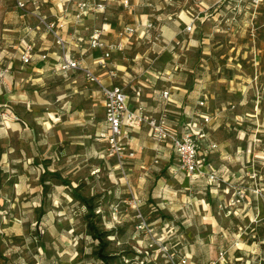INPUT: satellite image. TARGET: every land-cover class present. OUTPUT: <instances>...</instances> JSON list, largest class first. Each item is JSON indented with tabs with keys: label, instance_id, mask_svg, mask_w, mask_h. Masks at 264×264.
Instances as JSON below:
<instances>
[{
	"label": "rangeland",
	"instance_id": "obj_1",
	"mask_svg": "<svg viewBox=\"0 0 264 264\" xmlns=\"http://www.w3.org/2000/svg\"><path fill=\"white\" fill-rule=\"evenodd\" d=\"M245 1L178 0L167 7H178V46L170 50L143 39L105 60L117 73L115 83L131 97L139 93L155 116L161 111L155 93L166 88L167 77L182 73V84L198 87L195 101L205 104L194 118H210L204 128L216 145L212 162L225 171L226 184L213 190L180 175L169 194L157 183L168 178L167 163L153 164L148 127L131 135L137 151L120 166L101 137L98 85L81 70H59L50 33L32 35L38 19L31 0L29 14L16 10L13 0H0V73L8 70L0 78V264H104L100 254L108 264H140L132 251L143 248L153 252L145 264H165L136 229L134 197L176 256L193 264H264V0ZM42 3L38 15L48 21L60 15L51 0ZM124 12L114 10L106 19L124 24L137 17ZM190 16L197 17L192 35L184 31ZM30 40L34 62L21 66ZM42 49L49 55L44 61ZM99 61L88 57L83 65L100 75L106 69ZM131 151L126 147L124 154ZM52 172L88 200L94 217ZM235 197L242 200L233 205ZM91 226L103 240L100 254Z\"/></svg>",
	"mask_w": 264,
	"mask_h": 264
},
{
	"label": "built area",
	"instance_id": "obj_2",
	"mask_svg": "<svg viewBox=\"0 0 264 264\" xmlns=\"http://www.w3.org/2000/svg\"><path fill=\"white\" fill-rule=\"evenodd\" d=\"M66 3L57 6V12L59 16H55V19L48 21L46 17L37 14V8L39 2L32 0V5L35 8L34 16L37 17L38 23L42 25L47 33H50L55 41V44L63 51L61 62L58 64L59 70H81L84 73L85 78L98 85L103 98H104V122L106 126V133L101 134V137H105L109 149L114 154L120 166L123 164L124 158H132L134 155L132 152L127 155L124 154L125 146L123 141H129L132 139L131 133L134 130H138L143 126H147L152 142L155 147L153 151L158 154L161 145L165 142H169L172 149L176 152L178 158V165L176 167H167V171L171 176H176L178 173H184L190 178L200 177L207 179L208 182L225 183L217 174L212 164L207 161L204 155L200 153V147L205 140L206 134L204 126L210 121L207 116L203 117L202 123L199 127H195L193 124L181 125L182 132L171 129L168 126V116L166 111L162 110L157 117H153L149 111L143 105H136L132 107L129 103V98L120 86L112 85L107 87L103 85L100 79L92 73L87 67L83 65V57L73 58L64 54L67 41H65L59 34L57 29L63 28L66 22H72L74 25H80L85 18L89 15H93L95 20L105 17L110 4H118L122 9L127 12H133L134 5L131 0H65ZM242 2L245 0H237ZM253 5L258 4V0H251ZM62 2V1H61ZM16 10L29 14L27 0H13ZM168 4H172L173 0H167ZM70 6L73 8L71 20L67 18L70 13ZM149 8L154 9L152 3L146 5ZM197 17L190 20L185 26L184 31L186 33H192L195 30V21ZM106 23H102L100 27H94L88 37L87 45L89 49L100 50L101 57L98 65L106 69L108 78L113 81L117 77V73L114 69L107 65L105 60L111 58L113 53H123L126 46L129 44L131 37L139 33L148 34L154 27L152 21L146 20L145 22H136L133 25H126L122 27L116 33V39L114 41L105 42L102 40ZM70 42H76L75 35L70 37ZM77 45V42L76 44ZM33 51V45L25 43V51L22 52L20 60L23 64H28L31 60ZM46 55H42L41 59L45 60ZM8 72L7 69L2 70L0 78L4 77ZM161 97L164 100L170 98L168 91H163ZM202 105V103H200ZM211 148H215L216 145L210 144ZM153 164H158L159 159L155 156ZM241 197H235L232 201L233 205L240 202ZM242 200V199H241ZM141 201L134 197L132 204L138 211L137 218L138 224L136 229L145 233L148 240V246L150 249L158 252L162 255L169 264H193L185 256H176L170 252V249L164 243L163 235L157 236L154 229L150 227L149 223L140 214L138 208Z\"/></svg>",
	"mask_w": 264,
	"mask_h": 264
},
{
	"label": "crops",
	"instance_id": "obj_3",
	"mask_svg": "<svg viewBox=\"0 0 264 264\" xmlns=\"http://www.w3.org/2000/svg\"><path fill=\"white\" fill-rule=\"evenodd\" d=\"M27 1L29 2V0H27ZM36 1L39 2L38 6L41 5L42 0H36ZM51 1L53 2V5H55L54 2H56V0H51ZM64 3H66L65 0H64V2L57 3L55 6L57 7L60 4H64ZM131 3L134 5V10H133L134 13L133 12H127L124 9H122L121 7L113 8L115 10L122 9L125 11L124 13L129 14V16H131V15L133 16V14H134V16L137 15V17L134 19V21L132 20L130 23H124V24L123 23L120 24V22L116 23L112 19H111V21L109 19L107 20L106 16L104 17V19L101 17V18H99V20H95L93 15H89L87 18H85L83 20V22L80 25H74L72 22H66L64 24L63 28H58L57 29L58 34L68 43L66 46L64 54L68 57H73V58L81 56V57H83V62L86 59H88V57H90L94 61H97L101 57V51L97 50V49L92 50V49H89V47L88 48L86 47L88 37H89L92 29L94 27H100L102 25V23H106L105 29H104V34L102 36V40L105 42L114 41L116 39V33L118 30H120L122 27H124L126 25H133L135 23V21L140 22V18H139L140 16H143L145 21L146 20L152 21L154 24V27L148 34L139 33V31L136 34H134L131 37L129 44L126 46L124 51L130 49L131 46L136 45L137 42H139L140 40H143V39L148 40L152 45L160 44L162 41V43L165 44L167 49H170V50L174 49V46H173L174 43L176 46H178V38H177L178 37V7L174 11H171L170 9L167 8V7H173L176 4H178V0H175V2L172 4H168L167 0H146V1L145 0H131ZM148 3H152L154 6V9L147 7L146 5ZM158 5H161L162 7L161 8L158 7L156 10L155 7H157ZM111 7H115V3H113ZM171 9H175V8H171ZM34 10H35V8H34ZM136 10H139L141 12L139 14H136ZM70 12H71V10H70ZM107 12H108L107 17H108V16H110V13H114V10L112 11V10L108 9ZM186 19L188 21H190L192 19V16L187 17ZM195 23H196V21H195ZM24 27H25L24 30H26L30 26L26 27V25H25ZM41 27L42 26L39 23L35 24L32 27V30H33L32 35L39 33V31L41 29H43L42 30V32H43L45 29H44V27H42V28ZM195 29H196V24H195ZM44 32L47 33L46 31H44ZM44 32L41 35H44L45 34ZM187 34H189V33H187ZM192 34H194V32L190 33L189 35H192ZM72 35L76 36L77 45H75L76 42H74V43L70 42L69 39ZM48 36L53 38V36L50 34ZM31 44L34 46V43L32 41H31ZM45 50L46 49H42L41 55L45 54L46 56H49L48 54H46L44 52ZM149 52L150 51L148 50L147 54H149ZM113 54H112V56H113ZM62 56H63V51L59 48L58 52L54 53V57H53L57 61L56 64H59L61 62ZM33 62H34V60L32 58L29 65L33 64ZM21 66H24V65H21ZM111 67L112 66L110 65V68ZM74 71L75 70H70V72H74ZM90 71L92 73H94V70L93 71L90 70ZM188 72L193 74L192 70H190ZM95 75L100 79L101 83L107 87H111L112 85H117V86H120L122 88V85L115 83V79L113 81H111L108 78L106 70L100 75L99 74H95ZM104 76L106 77V79H102ZM191 77H193V76H191ZM181 78H184L182 73H175V75L167 77V79H166L167 80L166 81L167 86L163 91H168L170 93V98L168 100H164L161 97L160 93H155V98H154V100L158 102V106L161 107V111L162 110L166 111L167 116H168V119H167L168 126H170V128H172L174 130H177L178 132H182V129L180 126L183 125V123L184 124H187V123L193 124L197 128L201 124V121L194 118V115L199 116V113L197 110L198 109L197 108L198 101H195L196 94L199 93L198 87L197 86L193 87V85L191 83H190V85L182 84V80L181 81L178 80ZM4 83H5V79L3 80V82L1 84L3 85ZM98 89H99V87H98ZM99 92L101 93L100 89H99ZM137 94H139V93H137ZM101 95H102V93H101ZM103 104H104V98L102 101L103 122H104V106H103ZM140 104L145 106L146 109H148L147 102H145L143 99H141V97L138 95L135 98L134 106L140 105ZM134 106H132V107H134ZM148 110H149V113L153 117H157L161 112V111L157 112L158 115L155 116L154 115V114H156L155 111H153V113H152L150 109H148ZM176 115H178V116H176ZM184 118H189L190 120H185ZM196 122L198 124H196ZM104 125H105V122H104ZM212 125H213V123H212ZM140 129L132 131L131 135L137 134L140 131ZM103 133H106V126H105V131L101 132V134H103ZM133 139H134V137H132V139L129 140V142L123 141V145L125 146V148L127 147V148L131 149L132 150L131 152L135 156V153H136L137 148H138V144H137V142H133ZM211 144H213V143H211ZM154 147H155V145H154V143H152V146H151L152 150ZM160 150L162 152L161 153L162 156H160V161L166 162L167 167H175L173 162L171 163V161L173 159H170V158H172V156H174L172 154L173 152L166 149L163 145H161ZM219 154H222V153L219 152ZM155 155H156V153L154 152V155L152 158H154ZM174 158H176L175 160L178 162V158L176 155L174 156ZM218 170H220V169H218ZM163 171H165L164 167L162 169H159V173H157V175L162 174ZM166 174H167L168 178L164 179V177L160 176L157 179V183L159 185L163 184V185H160V188L164 189V190H168L169 194L173 193L172 188H175L176 186H178V179L180 178V175H185L190 184L195 183L196 181L199 180V179H196L195 177L190 178L184 173H178L176 176H171L168 172ZM170 184H172V185H170ZM167 233H169V232L167 231ZM169 234H171V233H169Z\"/></svg>",
	"mask_w": 264,
	"mask_h": 264
},
{
	"label": "trees",
	"instance_id": "obj_4",
	"mask_svg": "<svg viewBox=\"0 0 264 264\" xmlns=\"http://www.w3.org/2000/svg\"><path fill=\"white\" fill-rule=\"evenodd\" d=\"M146 1V0H145ZM234 1H236V0H234ZM175 2V0H173V3ZM43 3H41V5H42ZM244 4H247V5H250L251 4V0H246L245 2H244ZM41 5H39L38 6V8H37V10H39L40 9V7H41ZM112 6V4H110L109 5V7H108V9H110V10H115V9H113V8H117V7H120L118 4H115V7H111ZM112 8V9H111ZM72 11L69 13L71 16H72ZM107 14H108V12L105 14V16H107ZM70 16V17H71ZM69 17V18H70ZM180 44V42H179V40H178V45ZM174 48H175V43H174ZM58 47V46H57ZM45 55V54H44ZM42 56V55H41ZM40 56V57H41ZM33 58V57H32ZM32 58H31V60H32ZM47 58V57H46ZM20 60V59H19ZM31 60H30V62H31ZM20 63H21V65L23 64L22 62H21V60L19 61ZM29 62V63H30ZM28 63V64H29ZM25 65V64H24ZM194 74V73H193ZM194 77V76H193ZM124 91V90H123ZM125 92V91H124ZM126 93V92H125ZM126 95L128 96V98H129V103H130V105H131V99L132 100H134V103H135V98L139 95V94H137V95H133L132 97L131 96H129V94H127L126 93ZM200 103H202V105H200ZM199 106H204V104H205V102L204 101H199L198 103H197ZM201 115L199 114V116L198 117H200ZM203 121V120H202ZM202 123V122H201ZM196 124H198L197 122H196ZM183 125H184V123H183ZM215 126H214V128L213 127H211L213 130L216 128V127H218L219 125L216 123V124H214ZM170 127V126H169ZM205 127H206V125H205ZM172 129V128H171ZM208 129H206L205 130V128H204V131H205V134H206V137H207V135H208V131H207ZM212 142L211 141H209L207 138L205 139V140H203V142H202V144H201V147H200V153H201V155H204L205 157H206V159H207V161H209L211 164H212V166L214 167V164H213V162H212V152L214 151V148H211L210 147V144H211ZM214 144V143H213ZM258 144V143H257ZM256 144V145H257ZM163 146L166 148V149H168L169 151H172L173 153V155L175 156L176 155V152L171 148V145H170V143L169 142H165V143H163ZM161 150L158 152V154H156L155 156H157L158 157V159H159V162H158V164L160 163V156H162L161 155ZM174 156H172V158H170V159H173V160H175L176 158H174ZM177 156V155H176ZM153 159V158H152ZM172 163V162H171ZM214 169L216 170V174L222 179V180H225L224 178H223V175H224V170L223 169H220V170H218V169H216L215 167H214ZM168 172V171H167ZM169 173V172H168ZM51 174V176L56 180V182H58V184L59 185H62V186H64V187H68V188H70L71 189V193H72V195H73V197L75 198V199H77V200H80L81 201V203L84 205V206H86L87 207V209H88V215L90 216V217H94L95 216V209H94V207H92L89 203H88V200L84 197V196H82V195H80L74 188H72L71 187V183L67 180V179H65L64 177H62L58 172H52V173H50ZM170 174V173H169ZM171 175V174H170ZM196 179H199L198 181H196L195 183H199V184H201V183H204L205 185H207V186H209L210 187V189H213V190H218L219 188H220V186L222 185H224L225 183H222V182H220V183H216V182H208L207 181V179H205V178H200V177H195ZM226 181V180H225ZM225 189H228V188H226L225 187ZM91 229H92V234H93V237H94V239L95 240H97L98 241V243H99V249H98V254H100V250L104 247V244H103V240L101 239V237L98 235V233H97V230H96V228H95V226H91ZM155 234L157 235V233L155 232ZM162 235V234H161ZM160 235V236H161ZM165 243L166 244H168V243H170L169 242V240L168 239H166V241H165ZM179 245V244H178ZM169 248H170V246H169ZM178 249L180 250V248L178 247ZM139 251H137V250H135V249H133V251H132V253H133V255L135 256V257H138V258H140V264H143L144 262H145V260H146V258L148 257V254L149 255H151L152 256V250H148L147 248H143V249H138ZM151 251V252H150ZM100 256V260H102V262L104 263V264H108V262H107V258L105 257V256H102L101 254L99 255ZM161 256V255H160ZM183 256V255H182ZM163 257V256H162ZM164 259V263L165 264H169L168 262H167V260L165 259V258H163ZM145 264V263H144Z\"/></svg>",
	"mask_w": 264,
	"mask_h": 264
}]
</instances>
